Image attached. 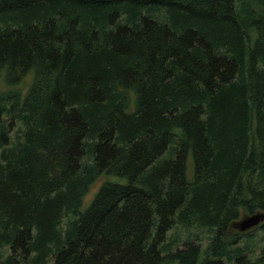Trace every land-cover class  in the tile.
<instances>
[{
	"label": "trees",
	"instance_id": "1",
	"mask_svg": "<svg viewBox=\"0 0 264 264\" xmlns=\"http://www.w3.org/2000/svg\"><path fill=\"white\" fill-rule=\"evenodd\" d=\"M0 82V264H264V0H0Z\"/></svg>",
	"mask_w": 264,
	"mask_h": 264
},
{
	"label": "rangeland",
	"instance_id": "2",
	"mask_svg": "<svg viewBox=\"0 0 264 264\" xmlns=\"http://www.w3.org/2000/svg\"><path fill=\"white\" fill-rule=\"evenodd\" d=\"M30 76H27L26 79L21 83V85L19 86L21 89H26L28 86V83L30 81ZM7 87L0 82V92L6 90ZM135 94L134 92H128V110L131 111L134 108L135 105ZM189 165H192L191 160L189 159L188 162ZM106 180H111V181H124L123 178L114 176V175H108V174H100L99 176H97V178L90 184L88 191L84 194L83 196V201H82V205H81V210H83L91 201V199L94 197L95 193L97 192V190L99 189L100 185L106 181ZM244 214H247L246 212L243 214H240V217H242ZM239 217V218H240ZM178 230L183 231V233L178 232ZM190 231L192 233H198L199 237L202 238L204 240V242L206 241V239L208 238V232L206 231V228H199V227H191ZM254 236L251 239L250 243L252 244V247L256 250L254 256L256 257V255L259 253L261 247L264 245V241H262L264 239V233L262 232L261 229H256L253 232ZM247 235L245 236H241L238 241L239 244H244L245 243V238ZM167 238L170 239H174L173 241V248L177 247L179 243V240H186L188 238V232L184 231L183 228L179 225V227L176 225L175 227L171 228L168 230L167 232ZM244 241V242H243ZM181 242V241H180ZM182 243V242H181ZM252 248V250H253ZM249 255V254H248ZM253 255H251L252 258H254ZM163 264H176V262H171V263H163Z\"/></svg>",
	"mask_w": 264,
	"mask_h": 264
},
{
	"label": "water",
	"instance_id": "3",
	"mask_svg": "<svg viewBox=\"0 0 264 264\" xmlns=\"http://www.w3.org/2000/svg\"><path fill=\"white\" fill-rule=\"evenodd\" d=\"M264 222V210H257L253 213L244 214L242 217L233 220L231 226L240 231H247Z\"/></svg>",
	"mask_w": 264,
	"mask_h": 264
}]
</instances>
